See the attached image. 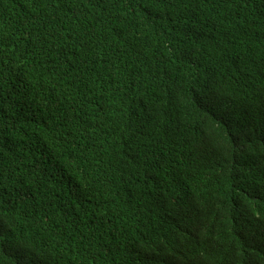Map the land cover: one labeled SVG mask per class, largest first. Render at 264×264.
I'll list each match as a JSON object with an SVG mask.
<instances>
[{
  "label": "trees",
  "instance_id": "trees-1",
  "mask_svg": "<svg viewBox=\"0 0 264 264\" xmlns=\"http://www.w3.org/2000/svg\"><path fill=\"white\" fill-rule=\"evenodd\" d=\"M0 264H264V0H0Z\"/></svg>",
  "mask_w": 264,
  "mask_h": 264
}]
</instances>
